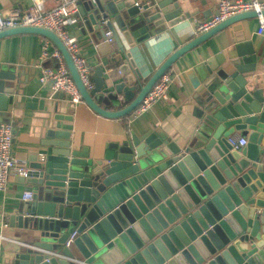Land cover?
<instances>
[{
	"label": "water",
	"instance_id": "95a60500",
	"mask_svg": "<svg viewBox=\"0 0 264 264\" xmlns=\"http://www.w3.org/2000/svg\"><path fill=\"white\" fill-rule=\"evenodd\" d=\"M135 4L82 1L95 29L104 36L102 28L110 30L126 61L121 79L112 64L107 75L97 67L91 92L52 31L20 27L0 33V39L35 34L49 40L84 103L104 118L125 119L182 56L236 23L264 21V11L228 18L174 52L144 84L110 18L133 45L190 13L180 0ZM216 61L198 70L196 91L185 103L192 109L190 131L131 132L109 142L103 154L94 151L96 159L87 148L76 150L72 132L63 130L73 122L61 113L64 96L53 97V106L27 98L25 108L45 112L49 129L29 158L25 179L34 189L32 200L10 217L11 227L26 237L0 264H264V90L253 79L259 58L251 41L236 39L230 57L219 54ZM18 86L14 75L0 74V122L10 121L18 108ZM235 134L248 140L240 150L229 143Z\"/></svg>",
	"mask_w": 264,
	"mask_h": 264
},
{
	"label": "crops",
	"instance_id": "0c3cea01",
	"mask_svg": "<svg viewBox=\"0 0 264 264\" xmlns=\"http://www.w3.org/2000/svg\"><path fill=\"white\" fill-rule=\"evenodd\" d=\"M39 1L45 9H52L60 3V0ZM82 1L79 4V12L74 21L67 26V30L77 39L82 55L92 68V78L97 67L103 66L104 74L107 75L112 64L114 74L121 79L120 69L126 64L124 56L115 40L114 43H109L101 31L95 29L89 14L81 8ZM135 1L142 6L165 0ZM180 2L184 5V13H190L189 18L172 27L168 25L159 27L149 38L141 41L135 39L133 45H128L114 18H110L125 52L131 53L132 59L142 73L144 84L174 52L202 35L195 33L197 21L213 17L221 0H180ZM33 4L34 0H0V13H5L10 8L29 11ZM102 29L105 33L110 31L106 26ZM236 39L253 43V49L259 58L253 79L258 83L259 88L264 90V21L257 18L236 23L222 30L195 50L182 56L168 71L174 77L168 100L157 103L143 115L131 114L125 119L104 118L92 111L85 103L73 108L67 98L60 94L63 101L59 102L65 103L61 113L73 117V122L65 123L63 130L72 132V141L76 150L82 151L87 148L90 156L95 159L97 156L94 151L103 154L109 142L124 139L131 132L138 134L151 129L176 136L180 132L190 131L193 120L192 109L187 108L185 103L196 91L198 70L205 62L217 65L216 57L219 54L229 58L231 52L235 50ZM45 40L47 39L35 34H19L0 39V74L14 75L21 95L20 104L14 109L10 118L15 133L13 155L18 161L28 164L30 155L37 154L41 149V143L46 139L49 126L45 122L47 114L25 108V101L27 98L45 99L50 106H53L55 101L52 98L58 95V92L40 83V67L50 68L57 64L54 57L40 60L41 46ZM52 48L56 47L51 43ZM105 87L107 88L108 84ZM234 136L247 139L242 134ZM33 191L32 185L26 182L25 177L13 174L7 192H0V259L16 244L23 243L21 239L26 237L18 227H11L10 217L19 207L26 205L23 195Z\"/></svg>",
	"mask_w": 264,
	"mask_h": 264
},
{
	"label": "built area",
	"instance_id": "2783aa9c",
	"mask_svg": "<svg viewBox=\"0 0 264 264\" xmlns=\"http://www.w3.org/2000/svg\"><path fill=\"white\" fill-rule=\"evenodd\" d=\"M80 1L60 0L56 7L45 9L41 1L34 0V4L29 11L10 8L5 13H0V33L20 27H36L52 31L66 46L82 83L91 92L95 87L92 81V68L82 55L77 39L67 30V26L74 21L76 14L79 12ZM135 5L140 7L139 3ZM251 11L261 14L264 11V0H221L213 17L197 21L195 33L204 34L230 17ZM105 37L109 43H114V37L110 31L105 33ZM49 57H54L57 64L55 67L50 68L40 67V83L43 86H49L53 91L66 97L73 108L84 103L62 54L56 48L51 49L50 41L45 40L41 46L40 60L44 61ZM173 78L170 72H166L152 87L133 114L135 116L143 115L149 112L157 103L168 100ZM14 134V126L11 120L0 123V192L2 193L7 192L11 175L25 177L28 171V162L18 161L13 155ZM229 143L234 150H240L247 145L248 140L244 137L232 136L229 138ZM31 200L32 192H26L23 195V201L27 203ZM76 236L77 232L75 231L70 235L65 246L69 247Z\"/></svg>",
	"mask_w": 264,
	"mask_h": 264
}]
</instances>
